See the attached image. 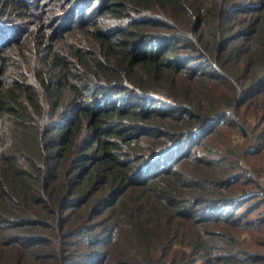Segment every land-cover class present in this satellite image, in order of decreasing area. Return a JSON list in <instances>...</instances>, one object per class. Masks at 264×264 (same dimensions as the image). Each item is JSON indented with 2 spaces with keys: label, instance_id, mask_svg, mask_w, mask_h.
Masks as SVG:
<instances>
[{
  "label": "trees",
  "instance_id": "16d2710c",
  "mask_svg": "<svg viewBox=\"0 0 264 264\" xmlns=\"http://www.w3.org/2000/svg\"><path fill=\"white\" fill-rule=\"evenodd\" d=\"M260 162L264 0H0V264H264Z\"/></svg>",
  "mask_w": 264,
  "mask_h": 264
},
{
  "label": "rangeland",
  "instance_id": "374dc122",
  "mask_svg": "<svg viewBox=\"0 0 264 264\" xmlns=\"http://www.w3.org/2000/svg\"><path fill=\"white\" fill-rule=\"evenodd\" d=\"M139 100L144 101V100H142V98H139ZM233 137H236V140H239V135L238 134H234ZM260 168H263V170L260 171L261 172V176H260L259 179H260V183L262 185H264V163L263 162H260ZM248 174H250V173H247V175Z\"/></svg>",
  "mask_w": 264,
  "mask_h": 264
}]
</instances>
